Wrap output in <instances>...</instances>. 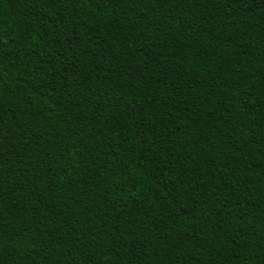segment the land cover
Masks as SVG:
<instances>
[{"label": "trees", "instance_id": "trees-1", "mask_svg": "<svg viewBox=\"0 0 264 264\" xmlns=\"http://www.w3.org/2000/svg\"><path fill=\"white\" fill-rule=\"evenodd\" d=\"M0 264H264V0H0Z\"/></svg>", "mask_w": 264, "mask_h": 264}]
</instances>
